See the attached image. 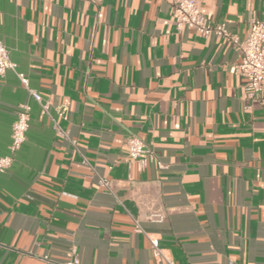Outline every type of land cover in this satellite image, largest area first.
<instances>
[{"label": "crops", "instance_id": "0c3cea01", "mask_svg": "<svg viewBox=\"0 0 264 264\" xmlns=\"http://www.w3.org/2000/svg\"><path fill=\"white\" fill-rule=\"evenodd\" d=\"M198 1L238 39L264 10ZM0 41L67 132L0 76V158L30 105L0 171V264H264V102L232 42L178 29L172 0H0ZM132 134L154 151L145 166Z\"/></svg>", "mask_w": 264, "mask_h": 264}, {"label": "built area", "instance_id": "2783aa9c", "mask_svg": "<svg viewBox=\"0 0 264 264\" xmlns=\"http://www.w3.org/2000/svg\"><path fill=\"white\" fill-rule=\"evenodd\" d=\"M173 15L178 29H192L200 36L216 35L232 42L240 52V61L232 66V71L245 78L244 87L248 95L256 101L264 102V10L261 17H250L248 21V31L244 38L238 39L231 35L226 21H214L206 17L201 10L198 0H172ZM8 70L13 71L29 94L40 105L44 113L48 112V103L42 100L40 94L29 87L27 76L17 71L16 64L10 58L7 46L0 41V76ZM30 105L21 103L16 112V118L12 124L10 143L8 145L9 154L0 158V171L5 170L11 164L17 151L26 138V131L29 125ZM63 113V108L59 109V114ZM52 119L53 128L57 134L67 136L57 121ZM127 155L132 160H137L141 166H145L155 157L153 149L136 135L127 137ZM101 184L108 187V181L101 178ZM146 218L150 221L161 222L165 214L161 208H154L148 211ZM151 244L156 253L157 242L151 240ZM65 264H78V258L73 255L72 259Z\"/></svg>", "mask_w": 264, "mask_h": 264}]
</instances>
